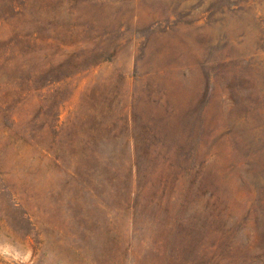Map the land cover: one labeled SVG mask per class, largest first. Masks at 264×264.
<instances>
[{
    "label": "rangeland",
    "instance_id": "obj_1",
    "mask_svg": "<svg viewBox=\"0 0 264 264\" xmlns=\"http://www.w3.org/2000/svg\"><path fill=\"white\" fill-rule=\"evenodd\" d=\"M0 264H264V0H0Z\"/></svg>",
    "mask_w": 264,
    "mask_h": 264
}]
</instances>
